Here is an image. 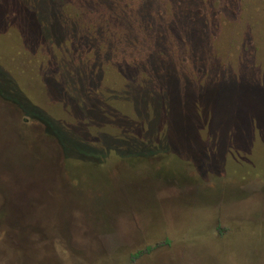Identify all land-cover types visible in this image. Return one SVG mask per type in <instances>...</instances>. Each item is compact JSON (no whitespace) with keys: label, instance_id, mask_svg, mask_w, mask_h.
I'll return each instance as SVG.
<instances>
[{"label":"rangeland","instance_id":"374dc122","mask_svg":"<svg viewBox=\"0 0 264 264\" xmlns=\"http://www.w3.org/2000/svg\"><path fill=\"white\" fill-rule=\"evenodd\" d=\"M0 264H264V0H0Z\"/></svg>","mask_w":264,"mask_h":264},{"label":"trees","instance_id":"16d2710c","mask_svg":"<svg viewBox=\"0 0 264 264\" xmlns=\"http://www.w3.org/2000/svg\"><path fill=\"white\" fill-rule=\"evenodd\" d=\"M27 116L28 115L24 114V118ZM25 120H27V119L25 118ZM28 120H29V116H28ZM39 129L41 130L42 133H44L42 128L39 127ZM11 212L12 211H10L9 214L12 216V224L13 225L18 223L21 226L20 228H22V227L24 228L27 226V228L29 230L32 229V227H38V228L42 227V224L40 222H38L39 224H35V222L33 221V214H31V211L28 208H25V209L23 208L22 210H15V213H11ZM53 212H54V210H53ZM42 213L45 214V211L43 209H42ZM28 231H26V229H25L21 233V231H19V230H13L12 236L15 237L17 240H20L21 235L23 234L24 236L26 235L24 238H27V236L29 234ZM44 231L47 232L45 228H44Z\"/></svg>","mask_w":264,"mask_h":264}]
</instances>
